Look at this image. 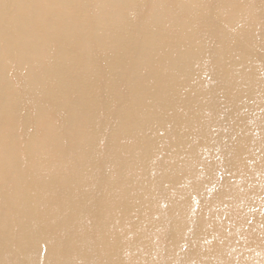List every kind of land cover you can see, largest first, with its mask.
Segmentation results:
<instances>
[{
	"label": "bare ground",
	"instance_id": "obj_1",
	"mask_svg": "<svg viewBox=\"0 0 264 264\" xmlns=\"http://www.w3.org/2000/svg\"><path fill=\"white\" fill-rule=\"evenodd\" d=\"M0 264H264V0H0Z\"/></svg>",
	"mask_w": 264,
	"mask_h": 264
}]
</instances>
